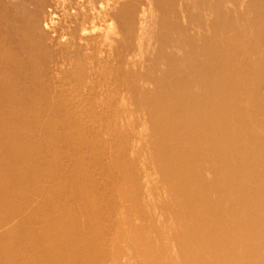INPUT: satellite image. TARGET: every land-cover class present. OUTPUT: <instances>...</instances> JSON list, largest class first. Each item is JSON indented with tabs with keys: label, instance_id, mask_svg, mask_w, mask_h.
<instances>
[{
	"label": "bare ground",
	"instance_id": "1",
	"mask_svg": "<svg viewBox=\"0 0 264 264\" xmlns=\"http://www.w3.org/2000/svg\"><path fill=\"white\" fill-rule=\"evenodd\" d=\"M189 1H0V264H264L263 2Z\"/></svg>",
	"mask_w": 264,
	"mask_h": 264
},
{
	"label": "rangeland",
	"instance_id": "2",
	"mask_svg": "<svg viewBox=\"0 0 264 264\" xmlns=\"http://www.w3.org/2000/svg\"><path fill=\"white\" fill-rule=\"evenodd\" d=\"M3 4H6L8 1H10V0H0ZM158 1H164V0H158ZM189 1V0H188ZM219 1H223V0H195V1H193V0H190L189 1V3L187 2V7H188V4H190V6H191V8L193 7V11H194V13H193V16H189V18L190 17H192L190 20L193 22V21H195V19L197 18H194V16H196V14L198 15V18H200L201 20L202 19H204L203 17H204V15L206 16H209V18L212 20V19H216V17L218 18L220 15H222V14H220V11L218 10V9H216L214 6L213 7H210V6H208L210 3H213V4H215L214 2H219ZM225 1V0H224ZM250 0H239L238 1V3H236V4H234L233 5V7L235 8V10H240L241 8L244 10V12H245V10H247V7H248V5H247V3L249 2ZM263 3H262V2ZM259 2H261L262 4L261 5H258L257 7L259 8V9H262L263 11H264V0H258V3ZM195 3V4H194ZM194 4V5H193ZM240 4V5H239ZM240 6V7H239ZM31 7H33V4L31 5ZM199 8V9H198ZM186 9V8H185ZM204 9V10H203ZM211 9V10H210ZM197 10V11H196ZM213 11V12H212ZM202 12V13H201ZM204 12V13H203ZM211 12V13H210ZM220 14V15H219ZM188 14L186 15V21L184 20V22H183V25L185 24V26L186 25H188L189 23H192V22H190V20L189 19H187L188 17ZM193 18H194V20H193ZM189 21V23L187 24L186 22H188ZM204 27V26H203ZM202 27V29H204ZM209 30V29H208ZM206 34H210V33H212V32H210V30L209 31H207V32H205ZM263 46L264 45H261V46H259L258 47V50L259 51H261V52H264V48H263ZM76 50H75V49ZM78 48H76V47H73V49H70L69 48V51H68V58L69 59H71V60H73V61H76V59H77V57L80 55V54H78L79 52H77L78 50H77ZM71 50H73V51H71ZM61 54L60 53H57V55L56 56H54V59L56 60V58L58 57V59H59V56H60ZM67 66V68H68V70H72V68L74 67V65L72 64V66L71 65H66ZM69 66H71V67H69ZM98 80L99 81H101L102 80V78H98ZM105 87H107V86H105ZM108 88V87H107ZM108 98H110V96L108 97ZM96 99L97 100H100V97L98 96V97H96ZM109 100V99H108ZM139 258H142V259H139ZM137 259V260H136ZM143 261H145V259H144V257H141V256H138V257H135V258H133L132 260H131V263L132 264H144L143 263Z\"/></svg>",
	"mask_w": 264,
	"mask_h": 264
}]
</instances>
